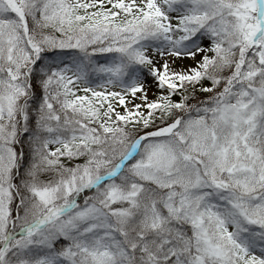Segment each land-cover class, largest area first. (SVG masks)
<instances>
[{
    "label": "snow or ice",
    "instance_id": "6c2138e0",
    "mask_svg": "<svg viewBox=\"0 0 264 264\" xmlns=\"http://www.w3.org/2000/svg\"><path fill=\"white\" fill-rule=\"evenodd\" d=\"M0 264H264V0H0Z\"/></svg>",
    "mask_w": 264,
    "mask_h": 264
}]
</instances>
